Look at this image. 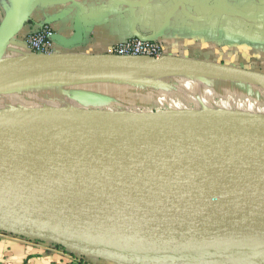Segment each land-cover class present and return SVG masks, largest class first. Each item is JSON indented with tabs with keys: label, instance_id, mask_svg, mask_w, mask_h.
I'll use <instances>...</instances> for the list:
<instances>
[{
	"label": "water",
	"instance_id": "1",
	"mask_svg": "<svg viewBox=\"0 0 264 264\" xmlns=\"http://www.w3.org/2000/svg\"><path fill=\"white\" fill-rule=\"evenodd\" d=\"M38 2L30 0L2 28L0 54ZM111 56L102 62L169 68L163 55ZM186 63L264 85L262 73ZM18 125L0 113V129ZM46 158L43 151L25 162L0 144L1 231L116 264H230L264 254V135L179 142L34 168ZM107 194L127 199L111 209L96 205Z\"/></svg>",
	"mask_w": 264,
	"mask_h": 264
},
{
	"label": "crops",
	"instance_id": "2",
	"mask_svg": "<svg viewBox=\"0 0 264 264\" xmlns=\"http://www.w3.org/2000/svg\"><path fill=\"white\" fill-rule=\"evenodd\" d=\"M29 1L0 0V31ZM43 23L52 27L54 45L34 59L23 40ZM129 37L160 42L169 68L102 62L112 57L114 44ZM23 58L34 65L0 78L1 114L254 108L264 85L186 61L264 74V0H39L1 52L0 66L9 64L0 71ZM150 100L163 110L138 109ZM240 263L263 264L264 254ZM0 264L116 263L77 258L61 246L0 230Z\"/></svg>",
	"mask_w": 264,
	"mask_h": 264
},
{
	"label": "bare ground",
	"instance_id": "3",
	"mask_svg": "<svg viewBox=\"0 0 264 264\" xmlns=\"http://www.w3.org/2000/svg\"><path fill=\"white\" fill-rule=\"evenodd\" d=\"M32 62L30 58L20 59L12 67L1 69L0 78L29 69L34 65ZM238 107L228 108L231 111L202 105L200 110L152 113L50 110L42 114L10 115L20 125L0 129V144L25 162L46 151L47 158L34 167L39 168L71 158L90 160L179 142L264 135V115L251 114L249 108L239 112ZM68 122L71 126H63L62 123ZM71 146L76 150H71ZM126 199L125 194H107L96 205L111 209ZM260 247H264V242Z\"/></svg>",
	"mask_w": 264,
	"mask_h": 264
},
{
	"label": "built area",
	"instance_id": "4",
	"mask_svg": "<svg viewBox=\"0 0 264 264\" xmlns=\"http://www.w3.org/2000/svg\"><path fill=\"white\" fill-rule=\"evenodd\" d=\"M24 44L32 54H48L54 45V31L52 27L43 23L24 36ZM109 53L117 56H139L146 58H159L163 55L164 49L160 42L154 40H144L139 37H129L114 44ZM53 244V243H51ZM55 245V244H53ZM58 246V245H55ZM65 249V248H64ZM67 250V249H65ZM77 258L83 255L71 252Z\"/></svg>",
	"mask_w": 264,
	"mask_h": 264
},
{
	"label": "rangeland",
	"instance_id": "5",
	"mask_svg": "<svg viewBox=\"0 0 264 264\" xmlns=\"http://www.w3.org/2000/svg\"><path fill=\"white\" fill-rule=\"evenodd\" d=\"M164 55V54H163ZM261 99L258 101L259 102V104L258 103H255L256 104V107H258L257 108V110H261V107H262V104H263V107H264V101H262V100H264V95H262V97H260ZM215 100H218L217 98H215ZM260 101H261V103H260ZM219 105H222L221 103H218ZM137 106H139V108L138 109H144V108H146V109H154V110H156V109H160V110H163L162 108H164V107H159V106H157L156 104H155V102H152L151 100L150 101H145V102H143V104H138ZM223 106V105H222ZM238 106V105H237ZM217 108V107H216ZM218 108H220V107H218ZM239 108V107H238ZM248 108L250 109L248 112H250L251 114H253V113H255V115H264V111H256V109H255V107L254 108H251V105H248ZM191 109H193V110H200L201 109V107L200 108H191ZM226 109V108H225ZM241 109V108H240ZM243 109H245V107L243 108ZM243 109H241V110H236V111H239V112H244L245 110H243ZM183 110V109H182ZM226 110H229V111H231L230 109H226ZM159 111V110H158ZM26 114H30V113H16V114H13V116L15 115V116H20V115H26ZM63 124V126L64 125H66V124H68V126H71V123H62ZM74 125V124H73ZM237 264H242V263H240V262H238Z\"/></svg>",
	"mask_w": 264,
	"mask_h": 264
},
{
	"label": "trees",
	"instance_id": "6",
	"mask_svg": "<svg viewBox=\"0 0 264 264\" xmlns=\"http://www.w3.org/2000/svg\"><path fill=\"white\" fill-rule=\"evenodd\" d=\"M262 101H264V100H262ZM260 103H261V101H260ZM262 104V103H261ZM257 108L258 107H256V104H255V109H256V111H264V107H263V104H262V107H261V110L259 109V110H257ZM238 262H234V263H230V264H237Z\"/></svg>",
	"mask_w": 264,
	"mask_h": 264
}]
</instances>
